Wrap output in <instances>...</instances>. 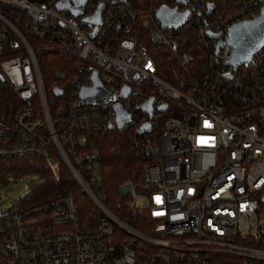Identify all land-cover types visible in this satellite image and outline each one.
I'll return each instance as SVG.
<instances>
[{"label": "built area", "instance_id": "obj_1", "mask_svg": "<svg viewBox=\"0 0 264 264\" xmlns=\"http://www.w3.org/2000/svg\"><path fill=\"white\" fill-rule=\"evenodd\" d=\"M64 1L0 0V159L39 158L56 181L65 166L95 205L94 217H81L72 191L0 206V264H264V43L238 65L228 63L225 47L217 53L229 28L257 16L264 0H238L229 14L215 0H175L177 12H190L176 27H164L154 5L150 46L136 0H86L78 17L60 7ZM101 5L90 37L96 26L84 19ZM10 13L80 61L63 104L49 106L34 49ZM160 49L170 52L172 80L162 73ZM94 75L108 99L84 102ZM150 100L151 113L143 108ZM118 109L129 116L121 127ZM123 129L150 158L141 183L118 187L133 217L145 210L146 233L103 204L93 137Z\"/></svg>", "mask_w": 264, "mask_h": 264}, {"label": "trees", "instance_id": "obj_2", "mask_svg": "<svg viewBox=\"0 0 264 264\" xmlns=\"http://www.w3.org/2000/svg\"><path fill=\"white\" fill-rule=\"evenodd\" d=\"M162 4L174 7L175 0H158L157 2L136 0L134 4L140 36L145 38V45L150 46L148 43V34L151 30L150 9L154 5L160 6ZM215 4L220 12L225 14H229L239 6L238 0H215ZM10 15L12 23L26 35L30 46L34 49L44 80L49 106L54 108L59 104H63L68 98L67 92L75 80L80 61L73 52L49 46L47 41L32 36L17 15L11 13ZM193 44L195 45L194 55L197 59H200L203 52L196 46V43ZM159 53L160 63L164 68L162 73L167 79L172 80V65L168 66L170 52L166 49H160ZM53 87L62 89L63 92L60 97L54 95ZM8 96L7 104H16L14 97ZM53 122L56 125L57 121L55 119H53ZM93 138L99 150L102 165L103 190L105 192L104 206L123 223L140 232H150L151 229L145 220V210L143 209L133 217L126 205L127 197L118 192V187L127 179L136 184L141 183L146 163L150 161V158L143 156L134 131L131 129L111 130L104 134H96ZM20 176L33 178L30 191L24 196L29 204L43 202L72 191L76 195L81 217L85 221L93 219L95 205L79 188L74 177L65 166L62 167L60 180L56 181L45 163L39 158L8 157L0 159V184L6 183L10 177L18 178Z\"/></svg>", "mask_w": 264, "mask_h": 264}, {"label": "water", "instance_id": "obj_3", "mask_svg": "<svg viewBox=\"0 0 264 264\" xmlns=\"http://www.w3.org/2000/svg\"><path fill=\"white\" fill-rule=\"evenodd\" d=\"M70 0H65L60 3V7L71 11L72 15L78 17L84 9L86 0H72L74 5L69 4ZM181 4H185L189 0H176ZM212 4L209 5L211 9ZM103 5H101L96 13L87 17L84 20L90 24H94L96 27L93 32L90 33V37H94L97 31V26L101 23V10ZM190 17V12H177V9L170 8L165 4L159 6L157 10V18L161 21L164 27H176L185 23ZM213 37H218V35H211ZM264 43V7L261 8L260 13L250 20H245L242 22H237L233 24L228 32L226 33L224 39L220 40L217 45V53L220 48L225 47L226 51L230 53L228 63L232 65H238L240 63H247L253 53L261 47ZM94 86L88 89H84L81 92V97L84 102H91L96 98H102L104 101L108 99V94L105 93L96 80L94 75ZM55 96L59 97L62 94V89L59 87H53L52 89ZM127 92H124L125 95ZM152 100L146 103L143 108L145 111L152 112ZM165 106L161 107V110H164ZM129 116L124 113L121 109H118L117 122L121 127L128 121ZM149 127H144L142 130H148Z\"/></svg>", "mask_w": 264, "mask_h": 264}, {"label": "rangeland", "instance_id": "obj_4", "mask_svg": "<svg viewBox=\"0 0 264 264\" xmlns=\"http://www.w3.org/2000/svg\"><path fill=\"white\" fill-rule=\"evenodd\" d=\"M32 179L28 176H20L18 178L10 177L6 183H2L0 185V206L8 208L15 201L26 196L30 191Z\"/></svg>", "mask_w": 264, "mask_h": 264}]
</instances>
